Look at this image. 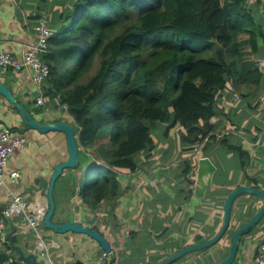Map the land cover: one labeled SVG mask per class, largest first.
Masks as SVG:
<instances>
[{
	"label": "crops",
	"instance_id": "1",
	"mask_svg": "<svg viewBox=\"0 0 264 264\" xmlns=\"http://www.w3.org/2000/svg\"><path fill=\"white\" fill-rule=\"evenodd\" d=\"M62 0H0V53L10 51L22 56L34 38V24L54 10H60ZM264 0H249L248 8L257 21L264 22ZM261 24V23H260ZM264 29V24H261ZM257 60L264 58V45ZM230 79L219 92L218 115L212 120L216 140L205 150L197 146L192 152L181 137L177 124L167 135L165 126L154 129L155 148L142 152L140 168L119 171V189L115 196L88 206L78 193H73L72 169H66L56 181L54 197L58 210L54 222H80L99 231L112 246L109 264H156L178 249L208 240L220 230L228 196L241 185L264 189V108L258 99L264 94V72L249 78ZM0 80L41 121L67 122L74 118L63 107L53 108L44 95V105L38 104L40 89L32 82L28 70L0 68ZM235 82V83H234ZM231 86L240 93L235 98ZM48 83L44 84V88ZM46 93V92H45ZM38 109L32 110L35 105ZM0 127L9 128L27 138L24 147L15 150L8 161L7 171L20 175L8 188L0 184V219L4 237L11 230L3 211L11 204L10 189L30 200L49 202L48 194L56 165L69 158L67 137L63 132H40L27 127L18 110L0 94ZM231 146L240 147L244 154ZM200 152V153H198ZM209 156L217 170L211 189L204 198L195 195L197 162ZM194 164V173L185 175V160ZM194 175V176H193ZM260 197L242 194L233 206L231 228L219 244L191 252L173 264H213L223 259L230 248L234 230L245 224L262 205ZM17 228L14 240L21 242L26 252L36 250V232L20 215L12 216ZM46 243L59 244L50 249L47 264H103L105 251L100 242L87 233L57 232L41 227ZM264 244V219L245 235L237 261L252 264L258 247ZM215 254V255H211ZM43 259L44 257L40 255Z\"/></svg>",
	"mask_w": 264,
	"mask_h": 264
},
{
	"label": "trees",
	"instance_id": "2",
	"mask_svg": "<svg viewBox=\"0 0 264 264\" xmlns=\"http://www.w3.org/2000/svg\"><path fill=\"white\" fill-rule=\"evenodd\" d=\"M248 2L62 0L45 16L54 33L45 94L74 118L80 154L73 193L88 206L118 193L119 171L140 168L159 124L167 135L180 124L191 152L216 140L219 92L260 70L264 29ZM184 164L183 173L193 174L192 161Z\"/></svg>",
	"mask_w": 264,
	"mask_h": 264
},
{
	"label": "water",
	"instance_id": "3",
	"mask_svg": "<svg viewBox=\"0 0 264 264\" xmlns=\"http://www.w3.org/2000/svg\"><path fill=\"white\" fill-rule=\"evenodd\" d=\"M0 94L4 95L10 103L18 110L27 127L39 130L40 132L58 131L63 132L67 137L69 158L56 165L55 172L52 175L51 186L48 194L49 210L45 217L47 227L54 229L57 232L74 231L87 233L98 242L105 251V262H111L110 255L112 254V246L103 234L92 229L80 222H54L58 206L54 197V189L56 181L64 175L66 169H74L79 164L80 146L78 135L75 127L67 122L41 121L34 117L32 112L14 95L12 90L0 80ZM39 105H35L32 110L38 109ZM217 170L215 162L209 156H202L197 162V173L195 178L192 177V182L195 183V195L199 198H204L206 192L211 189L214 181V174ZM242 194H253L260 197L263 201L260 208L253 216L242 226L236 228L230 237V248L227 255L218 262L213 264H233L237 259L241 244L244 243L245 235L251 233L255 227L264 219V189L253 185H241L236 188L227 198L224 210V220L220 230L212 238L201 241L195 244L184 246L164 260L156 264H173L191 252L203 250L219 244L228 235L231 228L232 211L235 200ZM11 230L2 238L0 237V264H47L45 258H41L37 250L26 252L21 242L17 243L13 235L17 228L12 220V217H7Z\"/></svg>",
	"mask_w": 264,
	"mask_h": 264
},
{
	"label": "built area",
	"instance_id": "4",
	"mask_svg": "<svg viewBox=\"0 0 264 264\" xmlns=\"http://www.w3.org/2000/svg\"><path fill=\"white\" fill-rule=\"evenodd\" d=\"M34 38L27 45V49L22 56H18L10 51L0 53V68H13L15 70H28L32 82L40 89L41 95L38 98V104L44 105V95L46 89L44 84L50 75V66L45 60L49 52L50 40L53 37V30L50 28V22L47 17H42L34 24ZM257 65L264 72V58L257 61ZM235 98H240V93L234 86H231ZM258 105L264 108V94L258 99ZM67 111L66 105L63 106ZM69 112V111H68ZM70 114V113H69ZM71 115V114H70ZM72 116V115H71ZM73 117V116H72ZM27 138L21 133H14L9 128L0 127V184L8 188L11 187L20 175L18 170L7 171V165L10 157L19 147H24ZM12 195L11 204L3 211L6 217L20 215L21 221L31 226L36 232V250L46 259H50V249L58 247L59 244L53 242L51 245L46 243L41 234V227L44 224L46 214L49 210V202L39 200H30L23 194L16 193L10 189ZM5 228L4 222L0 219V232ZM258 251L252 264H264V244L258 247ZM233 264H243L235 260Z\"/></svg>",
	"mask_w": 264,
	"mask_h": 264
},
{
	"label": "rangeland",
	"instance_id": "5",
	"mask_svg": "<svg viewBox=\"0 0 264 264\" xmlns=\"http://www.w3.org/2000/svg\"><path fill=\"white\" fill-rule=\"evenodd\" d=\"M263 8H264V6H263ZM258 23H259V22H258ZM260 23H261V24H264V22H260ZM260 23H259V24H260ZM261 24H260V25H261ZM97 68H98V62L95 63V65H94V67H93V69H92L93 72L96 71ZM193 176H194V175H193ZM211 255H215V254H211Z\"/></svg>",
	"mask_w": 264,
	"mask_h": 264
},
{
	"label": "clouds",
	"instance_id": "6",
	"mask_svg": "<svg viewBox=\"0 0 264 264\" xmlns=\"http://www.w3.org/2000/svg\"><path fill=\"white\" fill-rule=\"evenodd\" d=\"M198 153H200V152H198Z\"/></svg>",
	"mask_w": 264,
	"mask_h": 264
}]
</instances>
